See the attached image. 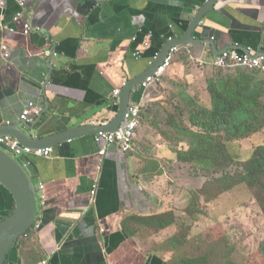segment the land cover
<instances>
[{
  "label": "crops",
  "instance_id": "crops-1",
  "mask_svg": "<svg viewBox=\"0 0 264 264\" xmlns=\"http://www.w3.org/2000/svg\"><path fill=\"white\" fill-rule=\"evenodd\" d=\"M210 1L24 0L22 6L0 0V125L16 123L42 137L114 120L120 110L115 90L142 77ZM191 37L204 42L178 46L167 75L134 92L142 119L131 152L112 144L103 156L105 145L93 134L53 146L50 156L17 158L37 190L44 186L45 198L38 199L39 227L16 241L6 264H167L177 258L184 249H173L181 232L174 214L179 202L163 160L189 164L179 160V151L191 148L193 128L190 119L165 109V99L176 81L198 80L215 84L213 92L203 90L212 104L241 70L248 71L241 80L264 99V74L214 65L233 48L264 54V0H219ZM31 102L41 114L30 121L23 112ZM14 204L0 184V222Z\"/></svg>",
  "mask_w": 264,
  "mask_h": 264
},
{
  "label": "rangeland",
  "instance_id": "rangeland-1",
  "mask_svg": "<svg viewBox=\"0 0 264 264\" xmlns=\"http://www.w3.org/2000/svg\"><path fill=\"white\" fill-rule=\"evenodd\" d=\"M204 89L211 92L215 84L201 86L198 80L176 81L169 94L172 97L165 99V109L190 119L193 128L191 137L188 136L190 140H200L202 145L211 142L215 146L227 142L233 157L239 161L226 162L222 167L211 165L213 170L207 173L203 166L211 162L209 159L204 164L189 162L182 169L173 161L163 160L168 166L165 169H170L175 179L173 198L178 197L179 202L174 214L181 232L176 234L179 240L173 242V249L184 248L175 252L177 258L167 264H264V169L254 164L262 154L258 149L264 147V117L256 121L260 127L254 129L260 131L251 136L254 138L236 140L231 137L234 133L226 125L221 127L218 120L229 119L237 103L226 112L212 114L215 106L205 98ZM171 248L162 249L163 256Z\"/></svg>",
  "mask_w": 264,
  "mask_h": 264
},
{
  "label": "water",
  "instance_id": "water-1",
  "mask_svg": "<svg viewBox=\"0 0 264 264\" xmlns=\"http://www.w3.org/2000/svg\"><path fill=\"white\" fill-rule=\"evenodd\" d=\"M219 0H211L196 15L189 32L182 38L170 42L164 49L154 65L140 77L127 82L119 93L120 110L114 120L103 124H85L72 126L66 130L46 135L36 136L20 127L19 124L0 125V136L11 135L22 145L33 149L53 147L62 142L76 139L85 135L97 134L100 131H116L125 121L126 114L133 104V94L137 87L148 77L155 74L168 58L171 50L177 46L204 42L203 40L192 41L195 31L201 26L205 15L211 11ZM246 53L254 56L250 51ZM264 55V54H263ZM25 122V121H22ZM0 184L4 186L14 199V210L0 222V264H6L7 256L16 241L26 235L38 220V190L33 179L20 161L0 147Z\"/></svg>",
  "mask_w": 264,
  "mask_h": 264
},
{
  "label": "built area",
  "instance_id": "built-area-1",
  "mask_svg": "<svg viewBox=\"0 0 264 264\" xmlns=\"http://www.w3.org/2000/svg\"><path fill=\"white\" fill-rule=\"evenodd\" d=\"M3 3V2H2ZM20 4L24 5V0H20ZM21 14H19L15 20L18 22L20 20ZM31 26L29 24L25 25L24 33L29 34L31 31ZM4 57L8 58L10 56L9 48L6 45L1 47ZM180 52V47H174L165 63L160 66L155 74L148 77L143 83V87L148 88L154 84L159 78H163L170 69L173 67L176 54ZM47 55H51V51H47ZM138 56V54H137ZM214 65L219 69H234V68H244L250 71L260 72L264 74V55H250L246 52L240 51L238 48H233L224 51L221 55L217 57ZM120 89L115 90V95L118 96ZM41 114L40 107L36 106L33 102L24 110L23 118L25 120H34V117ZM142 119V105L132 104L129 111L126 114L125 121L122 126L116 131H100L94 135L96 142H103L105 147L100 150V154L103 156L107 153V146L112 144H119L125 152H131L136 146L137 131L141 125ZM0 147L11 154L13 157L18 158L24 155L36 154L40 156H50L52 154L53 147H46L42 149H33L28 146L22 145L15 137L11 135L0 136ZM98 184H95V189L93 191V196L97 195ZM44 186L41 184L38 191V199L42 197L44 199ZM40 193V195H39ZM36 226V224H35ZM34 226V227H35ZM33 227V228H34ZM36 227H39L37 225Z\"/></svg>",
  "mask_w": 264,
  "mask_h": 264
},
{
  "label": "trees",
  "instance_id": "trees-1",
  "mask_svg": "<svg viewBox=\"0 0 264 264\" xmlns=\"http://www.w3.org/2000/svg\"><path fill=\"white\" fill-rule=\"evenodd\" d=\"M240 78H231V81L227 83L230 87L228 90L225 88L226 96H216L214 94V113L227 111L234 103H237L232 111V114L226 118H220L218 123L221 127L225 125L228 127L232 138L236 140L244 139L245 137H251L253 134L259 132L256 128L260 126L256 124V121L260 119L261 116L264 117V99L262 96L256 97L258 92H254L247 87V84L244 83L245 80L241 78L248 77L245 75L248 71L241 70L239 71ZM258 82V81H256ZM243 85H246L247 88H243ZM222 89V88H221ZM223 90V89H222ZM228 113V112H227ZM192 135V134H191ZM189 135V137H191ZM191 148L187 151H179V160L183 162H196L197 164H204V160L209 159L211 162H207L206 166H203L205 172H212L210 169L211 165L215 167L226 166V162H233L237 160L233 157L227 142L223 146H215L213 143L202 145L200 140H190ZM258 152H262L261 156L257 157L254 164L256 168L263 170L264 169V147L260 146ZM213 153V154H212ZM239 161V160H237ZM209 163V164H208ZM235 163V162H234ZM237 164V163H236ZM179 168H184L185 166L181 164H176ZM189 165V164H188ZM249 171H252V167H249ZM229 176V175H225Z\"/></svg>",
  "mask_w": 264,
  "mask_h": 264
}]
</instances>
